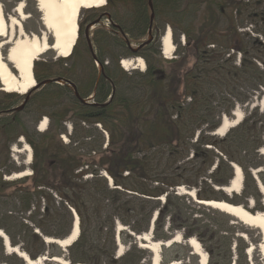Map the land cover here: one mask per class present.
<instances>
[{
    "label": "trees",
    "instance_id": "trees-1",
    "mask_svg": "<svg viewBox=\"0 0 264 264\" xmlns=\"http://www.w3.org/2000/svg\"><path fill=\"white\" fill-rule=\"evenodd\" d=\"M107 1L111 6L126 2L133 8L127 26L113 24V31L131 38L152 33V13L154 16L160 10H169L179 17L190 7L196 8V18L183 30L184 55L175 59L160 56L153 32V39L142 43L136 53L147 62L146 71L137 73L144 80L140 86L143 93L140 97L123 96L116 78L132 75L122 69L118 58L105 64L104 51L127 46L113 33L98 29L91 40L98 52L91 49L89 39L84 50V25L79 23V36L68 58L54 63L35 62L34 76L39 87L31 97L27 96L29 91L25 95L6 93L0 98V169L9 158V143L17 136L25 138L34 151L30 175L5 181L0 171V196L15 187L11 195L19 199L24 212H30L26 219L32 225L27 226V220H22L20 231L26 228L25 241L32 239L31 246L40 243L50 258H65V254L56 244L46 245L42 235L66 238L75 211L80 234L68 247L70 253L77 251L68 257L72 264H117L124 260L127 253L116 258L117 235L125 244V236L133 242L135 237L130 233L148 232L155 214L153 239L170 240L173 236L163 231L164 217L157 201L165 197L167 210L178 201L175 206L183 214L185 196L172 193L177 187H193L199 200L242 205L210 194L216 192V187L229 184L234 175L232 163L244 171V199L257 198L258 189L250 171L264 165L260 154L264 149V114L254 112L225 136L214 135L223 115L238 105L249 107V90L264 95V0ZM92 10L88 25L104 15L101 10ZM189 57L193 58L190 66ZM96 63L101 66L99 75ZM40 64L41 73L37 71ZM92 94L94 101L86 103ZM30 102L37 104L36 109L56 102L48 114L52 130L41 135V141L28 131L19 116ZM118 107L122 110L117 111ZM70 114L83 122L102 125L110 133L105 148L96 143L90 153L84 154L78 151L74 135L69 136L68 143L64 142L60 135ZM15 127L19 131L13 137ZM162 159L169 162L167 171L159 169ZM177 164L178 171L169 172ZM258 177L264 185V175L260 173ZM250 187L252 192L248 191ZM119 223L125 229L117 232ZM1 226L14 245L10 229ZM33 229L40 230L41 236ZM89 235L95 236L92 241ZM243 246L240 241V249Z\"/></svg>",
    "mask_w": 264,
    "mask_h": 264
},
{
    "label": "rangeland",
    "instance_id": "rangeland-1",
    "mask_svg": "<svg viewBox=\"0 0 264 264\" xmlns=\"http://www.w3.org/2000/svg\"><path fill=\"white\" fill-rule=\"evenodd\" d=\"M3 9L5 11V14L7 15H15L14 9L16 5L20 2L25 3V12L29 14V18L23 23L25 30L28 33H34L39 35L42 31H46L44 28V25L42 24L40 20V12L36 8V2L35 0H0ZM98 10H101L102 13H104V17L101 19L99 24H97L93 29L89 30V36L87 35V28L88 23L87 20L91 15H93L94 10L92 9H83L80 13V19L79 23L83 24V30L81 34V46L85 50V42L86 39H89V41L92 40V33L98 29H105L109 31L110 33H113V35H116L122 41L125 43L127 48L133 50L135 53L134 55H131V52L127 50L124 46H117L113 50L107 49L104 51L105 54V64L112 61L115 58L119 59V64L121 60L123 59H134L137 57L138 49L141 48L142 43L148 41L150 39L151 33L146 34L143 37H137V38H131V36L128 35H122L119 31H113V26L106 25V22L102 23L104 19L108 16L113 24L118 25V23L122 25H128L130 22L131 14H132V7L126 2H120L117 4V6H111L109 5L108 1L106 0V4L103 7L97 8ZM197 9L194 7H190L187 11H185L182 15L175 16L173 13H171L169 10H160L158 15L153 16V28L152 33L154 32V35H156V44L157 48L160 51V56L163 58L164 55L161 51V43L160 38L164 32V30L167 27H170L173 32V40L175 43V51L174 55L171 59L179 58L180 56L184 55V52L182 50V47H184L185 44V36L183 34V30L194 21L196 18ZM98 19V20H99ZM97 20V21H98ZM125 26V27H126ZM50 37V42L52 43V37ZM153 39V38H152ZM155 39V36H154ZM175 40L177 42H175ZM91 49H93L96 53L98 52V47L96 46V43L91 41ZM83 50V51H84ZM5 52V51H4ZM85 52V51H84ZM6 53V52H5ZM60 57H58V54L54 50H49L43 55H41L38 59L40 62H56ZM143 58V57H142ZM144 59V58H143ZM73 61V60H72ZM146 63V68L144 71H141L140 69H130L125 70L121 64L120 66L122 69L130 75L131 77H125L120 78V76H117L118 82V90L121 95L123 96H135L140 97L143 93V88L140 87L143 83V79L139 74L137 73H143L147 69V62L144 59ZM193 58L189 57V66L192 64ZM71 64V61L69 62ZM78 64H81L78 62ZM95 66L97 67L98 75L101 72V66L99 63H96ZM82 67V66H80ZM43 66L40 64L39 68H37V71L41 73ZM36 67L33 69L35 70ZM38 85L35 86L33 89L30 90V92L27 94L28 97H31L36 89H38ZM136 87V88H135ZM2 86L0 87V98L4 96L6 93L2 90ZM246 91L248 87L244 88ZM250 94V101L249 107H242L240 105L236 106L234 109H232L231 113L227 116L231 118V120L235 119L234 111L240 110L244 117H250L254 115V112H256L258 115L264 114V95H260V93L252 92V90L248 91ZM23 95V94H21ZM25 95V94H24ZM56 100L57 103H59ZM66 103V100H63ZM94 101L93 94L90 95L85 99L86 103H92ZM48 103L46 105H43V108L36 109L37 104L30 102L28 103L21 111H19V116L28 131L33 134L37 141L42 140V136L48 132H51V125L52 121L49 118L48 114L52 113V111L55 109L54 103ZM254 102V103H252ZM20 106L22 108L24 106ZM56 105V104H55ZM122 110L121 107L117 108V111ZM69 120L64 122V130L61 132V139L66 138L63 141L68 143L70 141L69 136L74 135L76 140L78 141V151L80 153H90L93 146L96 147V143H101L102 149L105 148L110 133L100 124L92 123V122H83L77 118H74L73 116H69ZM47 118L48 120V128L46 131L41 132L38 130L39 123L42 119ZM219 120V118L217 119ZM18 127H15L13 129L12 136L16 135V133L19 131ZM217 136V135H216ZM221 137V136H217ZM22 136H17L14 140H12L9 143V158L7 160V163L4 167L0 169L1 172H3V180L5 181H14L18 179H7L6 177L11 176L12 174L16 172H21L23 170H28L30 174L32 173V165L34 162V151L31 147L30 152L24 151V147L28 146L29 143L25 138H22ZM17 150V151H16ZM166 151V149H155V151ZM28 153H32L31 163L26 164V160L29 156ZM190 153V152H189ZM1 154V152H0ZM4 156V153H2V157ZM191 153L189 154V158H191ZM264 159V155H262ZM195 165V163H189V166ZM159 169L161 171H167L169 167V162H166L165 159H162V163H159ZM176 166H173L170 168L169 172H177ZM180 167V166H179ZM185 168V167H184ZM250 170V169H249ZM7 171V172H6ZM5 172V173H4ZM256 172V173H255ZM254 173L256 176H258L260 173L264 175V165L260 166L258 168H253L252 171H250L251 177L255 181L256 187L258 189V197L253 198L252 202H249L248 200L244 199L243 192L246 188V182L244 179L243 182V189L241 194H234V195H228L225 191L215 189L216 192H210L211 196L214 198H226L228 197L231 200L242 202V205H245L249 211L251 212H259L264 211V204H263V195L261 193V190L258 186V182L254 177ZM170 176H173L174 174H169ZM250 184H252L250 182ZM200 187L204 189V186L202 183H200ZM193 188V187H192ZM191 188V189H192ZM186 189H189L186 187ZM15 190V187H10L6 191L5 196H0V224L6 225L7 229L9 228L13 239L15 241L14 245L18 246L22 251L27 253L31 258L38 259L40 256H47V251H44V248L40 243L32 244V239L25 241V237H27L26 228H23V232L20 231V221L27 220L26 218L30 217V212H24L20 207V201L18 198L11 195ZM172 190V189H171ZM248 191L252 192V187L248 188ZM172 193L178 194L176 190H172ZM181 195V194H179ZM185 196L184 203L185 209H183L184 213L181 214L178 212L177 205L178 201H174L175 204L170 206L167 210V206L165 205V198L163 200L157 201V205L159 206V209L162 210L164 217L162 221L163 225V231L169 232L172 236L180 233L182 235V242L181 243H173L170 246L162 247L161 252V263L162 264H169L171 261H180V264H198V257L194 255L192 249L187 245V240L190 236L196 238L202 245L204 251L207 253L210 264H250L249 262V256L246 254V250L249 246L254 247V251L250 257V261L252 264H263L262 257L260 255V252L258 251V245L261 241V235L260 231L258 229L248 227L236 218L225 214L221 211L208 208L206 206H200L199 204H196L194 198H191L188 195H182ZM189 198L191 200H189ZM195 203V204H194ZM199 205V206H198ZM43 211V210H42ZM41 211V212H42ZM170 211V214H168ZM165 214V216H164ZM32 215V214H31ZM169 215V216H167ZM184 216V217H183ZM22 218V219H21ZM14 219L13 221H11ZM29 221V222H28ZM30 220L25 221V225H31ZM24 224V222H22ZM13 225L15 227H13ZM121 225L120 223L117 224L118 226ZM122 226V225H121ZM0 230H2L6 235L7 232L5 231L2 226L0 227ZM34 232H36V229H33ZM37 233V232H36ZM41 236V235H40ZM43 237H46L42 235ZM42 237V238H43ZM95 237V236H94ZM91 235L88 236L90 241L93 240ZM126 244L122 242L121 240H117L118 243V249L116 251V258H119L121 256H126L124 260H119L117 264H151L152 260V253L148 249H144L139 247V243L144 241H137L136 239L133 240V242L129 241L128 237L125 236ZM135 241L137 244L135 245ZM228 242L226 245L225 242ZM240 241L242 244H244L243 249H240ZM120 242V245H119ZM46 244V243H45ZM47 245V244H46ZM136 247L140 249H144L145 252H139ZM30 253L28 252V250ZM121 250V254H119V251ZM227 251V252H226ZM31 254V255H30ZM65 259L69 261L68 257L71 255H76L77 251H73L70 253L68 251V248L64 251ZM33 255V256H32ZM0 263L1 264H25V262L20 259L16 254H7L5 251L3 239L0 237ZM43 264H58L52 261H44ZM102 264H108L103 262Z\"/></svg>",
    "mask_w": 264,
    "mask_h": 264
},
{
    "label": "bare ground",
    "instance_id": "bare-ground-1",
    "mask_svg": "<svg viewBox=\"0 0 264 264\" xmlns=\"http://www.w3.org/2000/svg\"><path fill=\"white\" fill-rule=\"evenodd\" d=\"M35 2L36 5L38 2L40 10L37 9L42 16L40 20L46 30L44 32L42 31L39 35L28 33L25 30L23 23L29 18V14L25 12L24 2L16 5L14 9L15 15L5 14L0 2V87L2 86V90L8 93L26 94L36 86V79L33 73L34 64L47 51L54 50L57 52L58 57L68 58L72 54L79 36L78 29L81 11L83 9L103 7L106 4V0H35ZM49 35L52 37V43L50 42ZM161 49L166 58H172L174 55L175 43L170 27L167 28V32L161 40ZM121 65L125 70L140 69L144 71L146 68V63L141 57L123 59ZM234 116V120H231L228 116L223 118L221 126L215 132L217 136H224L232 127L238 125L244 117L243 113L237 109L234 111ZM47 128V118L42 119L39 123L38 130L44 132ZM64 139L66 141V138ZM30 149L28 146L24 147V151L26 152H30ZM28 154L29 156L25 162L27 165L31 163L32 155L31 153ZM262 154H264V149L262 150ZM29 174L30 172L25 169L6 178L18 179ZM243 182V171L238 165H235L234 178L228 187H224V191L230 195H234L235 193L240 194L243 189ZM177 189L181 195L196 198L194 190H188L184 186H180ZM260 190L264 198L263 185H260ZM161 199L163 200V198ZM202 203L236 218L248 227L258 229L261 235L258 251L264 264V211L251 212L242 205H236L224 200H212ZM122 229H125V227L119 225L117 231ZM36 230L41 235L40 230ZM79 234L80 221L79 217H76L74 230L68 238L56 241L53 237H46V243H57V245H61V248L65 249L77 239ZM0 237L5 240L4 247L6 253L16 254L25 264H43L44 261H48L47 256H40L38 259L31 258L18 246L13 245L2 230H0ZM137 241H144V243H139V247L148 249L152 253L151 264H162V247L170 246L173 243H181L182 235L178 233L171 240L157 241L152 238L151 232H146L143 235H138ZM187 245L192 249L194 255L199 258L198 264H210L207 253L196 238L190 237L187 240ZM253 251L254 247L249 246L246 252L249 259ZM119 254H121V250ZM51 261L58 264H72L63 257H53ZM180 263V261H172L170 264Z\"/></svg>",
    "mask_w": 264,
    "mask_h": 264
},
{
    "label": "water",
    "instance_id": "water-1",
    "mask_svg": "<svg viewBox=\"0 0 264 264\" xmlns=\"http://www.w3.org/2000/svg\"><path fill=\"white\" fill-rule=\"evenodd\" d=\"M150 6H151V4H150ZM37 8L39 9V7H38V2H37ZM40 10V9H39ZM42 17V16H41ZM153 19V15H151V25H152V20ZM89 28H90V25L88 26V28H87V35L89 36ZM166 32H167V28L164 30V32H163V34H162V36H161V40L163 39V37H164V35L166 34ZM150 40H151V38H150ZM49 82V81H48ZM58 82H60V81H58ZM60 84H62V83H60ZM234 114V113H233ZM223 118L224 117H222V120H221V123H220V126H221V124H222V122H223ZM219 126V127H220ZM232 166L234 167V174H235V165H233L232 164ZM234 178V177H233ZM232 181V180H231ZM231 181H230V183H231ZM230 183L227 185V186H224V187H228L229 185H230ZM224 187H221L220 189H222V190H224ZM207 202V201H212V200H199L198 198H196V202L197 203H199V204H202V205H204V206H207L206 204H203L202 202ZM215 201H217V200H215ZM207 207H209V208H212V209H215L214 207H212V206H207ZM76 213V212H75ZM75 217H78V215L76 214V216H74V218ZM74 224H75V219H74V223H73V225H72V228H71V231H70V233H69V235L66 237V238H68L71 234H72V232H73V230H74ZM153 227H154V222L152 221V224H151V226H150V230L147 232V233H150L151 232V235H152V231H153ZM37 233H38V231H36ZM133 236H134V234H132ZM7 236V235H6ZM8 237V236H7ZM135 237H136V239H137V236L135 235ZM66 238H64V239H59V238H54L56 241H58V240H65ZM173 239V238H172ZM263 239V238H262ZM4 242H5V240H4ZM44 242L46 243V237H44ZM47 244V243H46ZM55 244H57V243H55ZM60 247H61V245H59ZM64 251L66 250V248L65 249H63ZM46 257V256H45ZM47 260L48 261H51V258L50 257H47ZM70 263V262H69Z\"/></svg>",
    "mask_w": 264,
    "mask_h": 264
},
{
    "label": "built area",
    "instance_id": "built-area-1",
    "mask_svg": "<svg viewBox=\"0 0 264 264\" xmlns=\"http://www.w3.org/2000/svg\"><path fill=\"white\" fill-rule=\"evenodd\" d=\"M104 22H106V25L109 26L111 24V19L107 16L102 23Z\"/></svg>",
    "mask_w": 264,
    "mask_h": 264
},
{
    "label": "crops",
    "instance_id": "crops-1",
    "mask_svg": "<svg viewBox=\"0 0 264 264\" xmlns=\"http://www.w3.org/2000/svg\"><path fill=\"white\" fill-rule=\"evenodd\" d=\"M258 185H259V184H258ZM259 188H260V185H259ZM241 193H242V191H241ZM241 193H240V194H241ZM236 194H237V193H236Z\"/></svg>",
    "mask_w": 264,
    "mask_h": 264
}]
</instances>
